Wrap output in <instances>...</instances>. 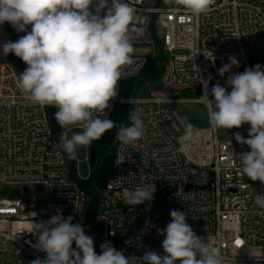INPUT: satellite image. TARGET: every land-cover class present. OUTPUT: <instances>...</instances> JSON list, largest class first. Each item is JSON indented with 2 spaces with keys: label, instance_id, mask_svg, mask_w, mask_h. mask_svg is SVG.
Returning a JSON list of instances; mask_svg holds the SVG:
<instances>
[{
  "label": "built area",
  "instance_id": "1",
  "mask_svg": "<svg viewBox=\"0 0 264 264\" xmlns=\"http://www.w3.org/2000/svg\"><path fill=\"white\" fill-rule=\"evenodd\" d=\"M158 1L149 5L147 0H127L135 9L130 27L140 30L130 33L132 45H155L157 53L132 58L133 63L124 67L118 96L106 111L110 116L119 106H133L144 121L145 135L130 145L116 139L112 174L98 188L100 200L93 217L87 218L90 199L79 183L91 177L90 157L85 158L87 176L76 173L78 161L71 171L70 158L51 124V110L55 114L57 109L27 99L19 87L18 65L0 60V182L23 187L21 197H0V264H14L1 259L4 253L19 258L16 264L45 259L47 254L34 247L37 235L28 231L31 222H46L57 212L84 225L97 254L101 244L110 241L127 258L133 257V264H141L138 258L145 251L165 254L161 232L171 222L172 210L184 212L195 234L221 250L223 264H264V209L254 203L256 194H264V184L243 175L240 154L251 149L235 140L236 133L248 138L251 125L245 123L222 138L211 124L194 129L187 151H181L184 128L178 113L165 107L181 101L185 92L203 95L202 80L209 81V94L216 83L230 92L229 75L257 64L264 69V0H215L210 11L199 16ZM152 15L155 27L163 30L162 38L157 34L164 61L150 32ZM229 56L238 59L239 67L221 77L218 69L229 63ZM150 58L163 68L160 79L146 83L142 93L138 88L125 96V82L139 78ZM34 184L45 187L43 204L32 201ZM138 186H155L154 198L130 210L124 198Z\"/></svg>",
  "mask_w": 264,
  "mask_h": 264
},
{
  "label": "clouds",
  "instance_id": "2",
  "mask_svg": "<svg viewBox=\"0 0 264 264\" xmlns=\"http://www.w3.org/2000/svg\"><path fill=\"white\" fill-rule=\"evenodd\" d=\"M95 3V8L91 6ZM193 16L207 14L215 0H177ZM106 10V12H105ZM104 12L103 15L101 13ZM135 9L127 0H0V25L9 23L17 32L26 33L15 42L0 46L4 56L15 54L26 65L19 74V87L32 103L57 109L54 118L61 128L79 126L82 131L68 137L62 133L60 147L71 159L78 147H88L107 131L116 128V139L124 145L133 144L145 135L140 112L129 110L130 124L117 123L107 109L118 96L123 69L133 63L134 52L130 27ZM31 25V31L27 27ZM215 64L214 57L210 58ZM233 66L239 67L235 56L218 69L223 77ZM204 94L199 98L208 107L209 123L215 129L240 128L250 124L249 137L235 134V140L251 150L240 154L242 173L252 181L264 184V69L257 64L242 73L227 77L226 87L216 83L211 88L214 100H209V81L202 80ZM212 105H215L213 110ZM184 128L182 140L187 142L194 125L187 117L177 118ZM172 127H177L173 120ZM155 186L137 187L127 194L124 203L130 206L151 202ZM255 205L264 209V194H256ZM35 216L36 213H32ZM164 235V255L145 251L141 264H223L221 250L209 246L187 223L184 212L172 210ZM37 235L34 247L45 252L46 258H36L30 264H133L111 242L101 244V254L94 248L93 238L85 234L82 223L59 212L48 221L31 222ZM75 244V248H73Z\"/></svg>",
  "mask_w": 264,
  "mask_h": 264
},
{
  "label": "rangeland",
  "instance_id": "3",
  "mask_svg": "<svg viewBox=\"0 0 264 264\" xmlns=\"http://www.w3.org/2000/svg\"><path fill=\"white\" fill-rule=\"evenodd\" d=\"M157 1L158 0H147V3L151 5V4H155ZM163 5L166 7L181 6L179 3L176 2V0H164ZM5 24L6 22L3 25H0V46H2L4 43L10 40L9 35L7 34L5 30ZM10 28L13 31L16 39L26 34L23 32H17L11 25H10ZM156 28H157V32L159 36L162 38L163 30L161 29L159 25H157ZM27 30L31 31V25L27 27ZM133 48H134V52L132 54V58L144 57V56L153 57L157 53V48L155 45L133 46ZM6 59L14 60L17 65H19V62H20L25 67V69L27 67V65L20 58L15 56V54L9 53L7 56H4L2 53V50H0V60H6ZM145 89H146V85L145 84L141 85L139 93L144 92ZM201 96L202 94L200 92H195V93L190 92V91L185 92L184 94L180 96L181 101L174 102L171 104H166L165 107L176 111L180 118L187 117L188 121H190L194 125V129L207 128L210 126L207 107L204 103L197 102V100ZM209 96L211 98H214L211 95V92ZM212 108L214 110L215 105H212ZM51 124L56 129L57 135L59 137L61 136L62 133L66 134L68 137H71L73 133L82 131L81 128L76 127V126H69L67 128H61L56 122L54 116L51 119ZM238 129L237 128H232L228 130L217 129V132H218L219 137L222 138L231 132L237 131ZM88 157H89V146L88 147L81 146L77 148L76 158H75V160L78 161L76 173L79 174L80 176L85 177L89 174V171H90L89 163L85 161V158H88ZM30 188H31L32 201L38 205L43 204L45 201V193H46L44 185L34 184V185H31ZM22 191H23L22 186L8 185V184H3L0 182V197L1 198L15 199L17 197H21ZM1 259L5 262H10L14 264L21 261L19 258L11 254H8V253L2 254Z\"/></svg>",
  "mask_w": 264,
  "mask_h": 264
},
{
  "label": "trees",
  "instance_id": "4",
  "mask_svg": "<svg viewBox=\"0 0 264 264\" xmlns=\"http://www.w3.org/2000/svg\"><path fill=\"white\" fill-rule=\"evenodd\" d=\"M5 30L9 35L10 41L15 42L17 39L10 28V24L7 22L5 24ZM18 67L21 73L25 70V67L20 62ZM162 73L163 68L159 65V62H157L156 59L150 58L146 68L141 73L139 78L131 79L125 82V96H132L134 91L136 92V89L140 88L141 85H144L151 81H158ZM129 110L133 111V106H119L115 108L112 114L107 118L116 121L118 124L122 122L128 125L130 124V121L128 119ZM53 116L54 112L51 110V117L53 118ZM116 133L117 129L113 128L103 134L100 139L94 140L89 146V157L93 170L91 173V177L88 180L79 182L80 186L85 190L90 199L87 218L93 217L95 215L96 208L100 200L98 188L103 187L112 174L114 159L116 155Z\"/></svg>",
  "mask_w": 264,
  "mask_h": 264
},
{
  "label": "water",
  "instance_id": "5",
  "mask_svg": "<svg viewBox=\"0 0 264 264\" xmlns=\"http://www.w3.org/2000/svg\"><path fill=\"white\" fill-rule=\"evenodd\" d=\"M161 2H162V0H159L158 1V5ZM150 32H151L153 38L158 43L159 50H160V55H161L162 60L164 61V59H165L164 47H163V42H162L161 38L158 36L157 31H156L155 15H152V21H151V25H150ZM69 163H70L71 171L75 172V170H76V160L75 159H70ZM118 242H121V239H118Z\"/></svg>",
  "mask_w": 264,
  "mask_h": 264
},
{
  "label": "bare ground",
  "instance_id": "6",
  "mask_svg": "<svg viewBox=\"0 0 264 264\" xmlns=\"http://www.w3.org/2000/svg\"><path fill=\"white\" fill-rule=\"evenodd\" d=\"M197 102H201L200 100H198Z\"/></svg>",
  "mask_w": 264,
  "mask_h": 264
}]
</instances>
